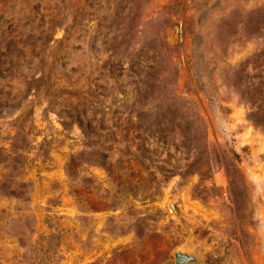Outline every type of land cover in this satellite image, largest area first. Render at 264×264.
I'll return each mask as SVG.
<instances>
[{
	"label": "rangeland",
	"instance_id": "obj_1",
	"mask_svg": "<svg viewBox=\"0 0 264 264\" xmlns=\"http://www.w3.org/2000/svg\"><path fill=\"white\" fill-rule=\"evenodd\" d=\"M0 71V264H264V0H0Z\"/></svg>",
	"mask_w": 264,
	"mask_h": 264
},
{
	"label": "trees",
	"instance_id": "obj_2",
	"mask_svg": "<svg viewBox=\"0 0 264 264\" xmlns=\"http://www.w3.org/2000/svg\"><path fill=\"white\" fill-rule=\"evenodd\" d=\"M168 51H171V48L169 46H167L166 44H163L162 49H161V47L158 50L154 49L151 60L154 61V60L158 59L157 55L159 56V53H161V55H163V54L167 53ZM142 56H144V55L140 54L139 58L141 59ZM141 61H142V59L140 61H138V63L131 65L128 68V70H126L127 68L120 66V68H121L120 72H122V75H123L124 71L130 72V73H128V76L136 77L137 78V80L135 81L136 85L141 84V85H143V87L145 89L148 86H151V87L156 86L157 88L163 87L164 79L158 75V73L161 69L160 61H158V62L155 61L156 63L151 67V70H149V71L148 70L144 71V66H143V68L139 67L141 64ZM171 64H172V67H171L172 70H171V72H169V71L168 72L171 74V77H173L172 81L173 80L175 81V76L177 75V69L178 68H177V64H175L174 62H171ZM10 69L11 68H6V71H10ZM1 71H0V79L6 78V75L1 73ZM156 73H157V76L155 75ZM174 81L172 82V84L174 83ZM173 92H174V90L172 89L171 94H173ZM141 96H142V94H140V96H138V97H141ZM159 99H161V98H159ZM132 104L134 105V103H132ZM158 104H159V102H157L154 105V107H156ZM1 108H2V105L0 103V110H1ZM173 108L172 107H169V108L163 107L161 111L155 110L154 119L156 122H159L160 118H164V121H160L161 122V129L159 131H162V129H163L162 125H164V123L166 121L165 117H167L168 118L167 122L170 124L172 123L173 125L177 123L178 118L185 119L186 121H184V120L183 121L187 125H185L184 129L186 130V129H188L186 126H190V128L185 132V134L189 133L192 130H194L196 132L198 127H200V129L203 132L204 123H203L201 116L198 114V112L196 110L194 112H191V113H189L188 111H186V112L184 111V115H179L178 111H180V109L176 108L175 106ZM163 112H165L167 114V116L160 117V113L162 114ZM127 121L129 122V120H127ZM157 127H159V124L157 125ZM158 129L159 128H157V130ZM229 174H231V173L229 172ZM229 177H230V175H229ZM231 177H232V174H231ZM4 188H3V191L5 193H11V192H7L8 190H5Z\"/></svg>",
	"mask_w": 264,
	"mask_h": 264
},
{
	"label": "water",
	"instance_id": "obj_3",
	"mask_svg": "<svg viewBox=\"0 0 264 264\" xmlns=\"http://www.w3.org/2000/svg\"><path fill=\"white\" fill-rule=\"evenodd\" d=\"M174 259L176 264H199L201 261V257L198 253L186 249L175 250Z\"/></svg>",
	"mask_w": 264,
	"mask_h": 264
}]
</instances>
